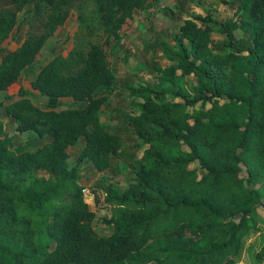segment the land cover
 <instances>
[{
	"label": "trees",
	"instance_id": "trees-1",
	"mask_svg": "<svg viewBox=\"0 0 264 264\" xmlns=\"http://www.w3.org/2000/svg\"><path fill=\"white\" fill-rule=\"evenodd\" d=\"M8 1L0 11V92H8L0 108L19 134L51 139L32 150L0 120V264H249L245 243L264 226V0H234L235 17L225 22L187 17L172 45H160L169 64L148 71L159 87L129 88L125 125L142 155L125 187L90 190L109 213L107 236L94 228L81 171L106 173L123 151L122 133L100 115L119 80L100 44L40 57L78 6L93 2L110 43L163 0ZM214 33L229 38L220 52ZM237 35H248L246 47ZM26 73H36L30 88L10 93ZM82 140L71 167L70 150ZM254 260L264 264V237Z\"/></svg>",
	"mask_w": 264,
	"mask_h": 264
},
{
	"label": "rangeland",
	"instance_id": "rangeland-1",
	"mask_svg": "<svg viewBox=\"0 0 264 264\" xmlns=\"http://www.w3.org/2000/svg\"><path fill=\"white\" fill-rule=\"evenodd\" d=\"M234 0H163L155 9L148 12H137L135 19L125 26L121 32L120 40L113 39L108 43L107 36L99 25V18L95 12L93 2H88L78 6L71 11V17L67 24L60 28L56 36L49 42L47 50L40 57L42 61L47 62L56 52L63 53L65 56L76 47L89 49L92 44H100L104 47L109 57V62L119 80L120 92L113 96L110 102L102 110L101 120L110 131L118 130L122 133L125 141L123 151L114 161L113 168L106 172H98L92 165L84 166L81 171V184L89 191L93 186L103 183L113 182L120 187H125L131 179L129 171L137 159L142 155L141 149L133 133L128 132L126 123V114H129V105L132 102L129 88L138 87L148 83L155 88L159 87L158 82L148 71L166 67L169 63L162 56L161 44L168 43L172 45V39L178 28L189 16L211 15L215 20L225 22L233 19L236 14V5ZM8 0H0V11L10 8ZM23 17V13L21 14ZM29 31L28 27L21 30L23 39ZM240 38V46H247L248 35H237ZM243 38V39H242ZM214 49L222 51L224 44L229 41L225 35L214 33ZM161 45V46H160ZM36 73H26L18 84L10 88V93H16L21 87L28 90L30 81L35 78ZM8 92H0V103H2ZM31 99L38 106L43 107L46 99L39 98L36 94H31ZM73 105L71 99L61 100V105ZM0 108V120L4 122L6 132L20 145H29L32 150L43 142L51 139L46 136L40 139L34 133L19 134L15 120ZM85 143L82 140L75 148L70 150L69 164L74 167L78 155ZM45 173L39 172L38 176H44ZM91 210L97 214L94 222V228L100 236H107L110 230L104 224V218L109 215L106 211L98 210L95 206L94 197H86ZM259 232L252 234L245 243L244 263L256 264L254 258L263 245L264 226L260 225Z\"/></svg>",
	"mask_w": 264,
	"mask_h": 264
},
{
	"label": "built area",
	"instance_id": "built-area-1",
	"mask_svg": "<svg viewBox=\"0 0 264 264\" xmlns=\"http://www.w3.org/2000/svg\"><path fill=\"white\" fill-rule=\"evenodd\" d=\"M83 193L85 194L86 197L90 195V191H89V189H87V188H85V189L83 190Z\"/></svg>",
	"mask_w": 264,
	"mask_h": 264
}]
</instances>
